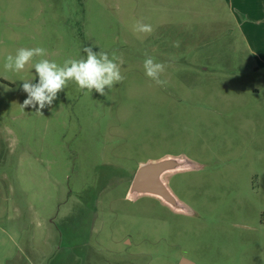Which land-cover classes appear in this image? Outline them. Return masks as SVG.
<instances>
[{"label": "rangeland", "instance_id": "obj_1", "mask_svg": "<svg viewBox=\"0 0 264 264\" xmlns=\"http://www.w3.org/2000/svg\"><path fill=\"white\" fill-rule=\"evenodd\" d=\"M250 4L0 0V264H264V64L246 42L264 36L242 20ZM137 21L153 32L138 38ZM87 44L123 58V82L106 96L69 83L43 115L21 108L22 80L38 76L6 72L7 55L44 47L62 65ZM165 157L190 162L163 177L180 210L128 197L137 168Z\"/></svg>", "mask_w": 264, "mask_h": 264}, {"label": "clouds", "instance_id": "obj_2", "mask_svg": "<svg viewBox=\"0 0 264 264\" xmlns=\"http://www.w3.org/2000/svg\"><path fill=\"white\" fill-rule=\"evenodd\" d=\"M133 32L140 35H150L153 32L151 24L137 21L133 25ZM174 47H179V42H174ZM97 46L87 44L83 47L82 56L79 59L68 58L63 64L45 59L47 50L44 47L17 49L15 55L9 54L5 57L3 68L6 72L19 73L30 63L38 76V82L33 83L31 79L22 80V91L27 93V98L20 104L22 109L31 107L36 114H42L46 107L51 108L53 102L58 98V93L67 88L69 83H75L78 89L91 94L93 90L101 96H106V89L111 90L116 84L123 82L124 76L121 66L124 61L115 53L111 55L103 50L96 51ZM36 57H41L38 61ZM144 74L156 85L165 86L167 81L161 79L166 70V65L157 62L153 57L145 54L143 61Z\"/></svg>", "mask_w": 264, "mask_h": 264}, {"label": "water", "instance_id": "obj_3", "mask_svg": "<svg viewBox=\"0 0 264 264\" xmlns=\"http://www.w3.org/2000/svg\"><path fill=\"white\" fill-rule=\"evenodd\" d=\"M190 168V162L174 157H165L158 160H149L142 163L134 173L128 191V197L136 199L150 196L159 199L172 209L180 210L181 205L173 195L163 177L167 173L181 171ZM179 264H193L182 259Z\"/></svg>", "mask_w": 264, "mask_h": 264}, {"label": "crops", "instance_id": "obj_4", "mask_svg": "<svg viewBox=\"0 0 264 264\" xmlns=\"http://www.w3.org/2000/svg\"><path fill=\"white\" fill-rule=\"evenodd\" d=\"M254 10H256V12ZM240 15H242V20L246 21L245 24L248 28L256 27V30H260L262 36H264V0H251L250 7L244 13L240 12ZM250 31L251 30H248V40L246 41L249 52L255 55L256 58L264 64V41L258 43V46L254 36H251ZM249 37H251V39H249ZM261 38L264 39V37Z\"/></svg>", "mask_w": 264, "mask_h": 264}]
</instances>
